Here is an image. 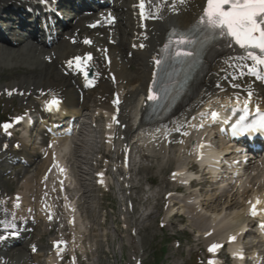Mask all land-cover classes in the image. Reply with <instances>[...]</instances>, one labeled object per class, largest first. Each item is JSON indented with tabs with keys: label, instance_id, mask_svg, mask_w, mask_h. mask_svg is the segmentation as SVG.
I'll return each mask as SVG.
<instances>
[{
	"label": "snow or ice",
	"instance_id": "obj_1",
	"mask_svg": "<svg viewBox=\"0 0 264 264\" xmlns=\"http://www.w3.org/2000/svg\"><path fill=\"white\" fill-rule=\"evenodd\" d=\"M154 0H139V9L141 19H154L157 18L150 10H146V5L152 4ZM166 2V0H165ZM180 4H184L187 0H178ZM175 10V6H173ZM173 37L175 39H173ZM222 40L224 46L232 48L234 45L238 46L242 50L241 54L235 56H227L223 63L229 68L236 67L241 69L243 67L248 68V74L255 76L257 79H264V0H206V6L202 9V14L199 15L195 23L190 27L187 33H177L173 31L168 43L164 45V56L161 58H153L158 68H163L169 59L175 60L180 63L188 61L191 67H195L200 62L201 53L205 51L208 45L213 41ZM85 44H90V40H85ZM143 47V45H140ZM91 54H87L86 57L76 56L74 57L75 66L80 71H83L85 77H87V63L91 61ZM250 61L248 64L246 62ZM70 66L72 61L69 62ZM226 71V69H221ZM243 73L241 72V75ZM238 76H234L233 79H238ZM115 79V78H113ZM91 83V82H89ZM155 83V81H153ZM219 87V85H217ZM233 88H240L239 84H232ZM253 91L247 92V98L243 102L242 108H232L231 115L221 118V113L217 110H211L208 112H202L199 115L204 117H210L213 122H222L224 125L230 127L231 135L233 137L253 135L255 133H264V111H261L257 106L255 109V116L252 119L249 117L252 115L249 111V103L253 97ZM148 101H158L160 94L154 92L152 88L148 89V95L146 98ZM236 101L239 103V96H236ZM60 101L53 97L48 102V109L51 111L53 108H58ZM120 100L117 95L113 100L114 105H119ZM224 111H228L226 105H221ZM118 111V108H117ZM239 111L241 114L238 119L231 122V117ZM21 118H17L19 120ZM113 121L119 123L116 116H113ZM195 119V118H194ZM11 125H4L5 131ZM195 127V126H193ZM200 128H204L205 125L202 122L199 125ZM179 131V129H176ZM188 132H184L183 135H188ZM183 143V140L179 141ZM201 149L205 147L204 144L199 146ZM203 152H201V158ZM63 171V169H61ZM174 176L177 173L173 174ZM18 199V198H17ZM249 215L251 217L264 216V200L256 198L255 202L248 201ZM0 227L5 230L15 229L16 224L14 221L0 220ZM264 228V224L261 225ZM12 235L18 233L13 231ZM3 235H0V240L4 239ZM236 236L229 237L230 241H235ZM59 248V245L57 244ZM221 247L220 244H213L208 249L209 252H215ZM33 246V251H35ZM242 258V257H241ZM209 264H215L213 261H209Z\"/></svg>",
	"mask_w": 264,
	"mask_h": 264
},
{
	"label": "bare ground",
	"instance_id": "obj_2",
	"mask_svg": "<svg viewBox=\"0 0 264 264\" xmlns=\"http://www.w3.org/2000/svg\"><path fill=\"white\" fill-rule=\"evenodd\" d=\"M132 5L134 6L135 4V0H131ZM190 2V5H189ZM130 3V0H129ZM187 5L184 9H182L179 12V15L177 16V18L175 20L172 19V17L168 16V12L170 13V11H173V6H175V9L177 8V5L179 4L178 0H160V3L158 5L152 6L149 10L156 15L157 18L154 19H146L144 21V28H140L142 27V23L137 22V20L134 18V13L137 10L138 12H140V9H136L135 8H131V3H130V7L127 8L128 13H129V17H130V40L133 38L132 40V49H138L140 48V45H143V47L141 48V50H139V52H133L131 50V47L129 46L130 44V40L128 43V47H127V54L126 56H124L123 58L126 59V61H130V59L134 58V64L136 63V70L134 71H126L125 70V66L126 64H128L129 62L124 63L123 58L118 59L117 55H115L112 51V55L107 52V55H109L107 58H101L100 55H103V53L100 50H97L95 47H91L90 50L92 48V52L94 53L95 57L99 58L98 61V69L99 71L95 73V76H99V74L102 75V78L98 79L97 81H94V85L97 86V88L100 90H106V91H110L112 90L110 83H114L113 81H115V83H117L118 81L124 80V82H126L125 84L129 85V88L131 89L130 92H127L125 95V107H129L132 105L133 100L135 99V97H139L142 93V91L145 89V82L148 81V74H150V63H152L154 61V57H155V53L159 50L162 41H163V35L165 30L169 27V26H181L183 28H187L189 27L192 23H194V21L197 19L199 13L201 12V9L203 8V3L204 0H187ZM103 48V47H102ZM101 48V49H102ZM224 60L222 61H218L215 65H213V67L211 68V70L208 73V77H207V81L208 84H210L213 80H215L220 73H222L223 71L221 69H226L228 66L225 65L223 63ZM94 63H91V65H93ZM4 65V64H2ZM147 69V70H145ZM217 76V77H215ZM115 78V79H113ZM93 79V78H92ZM95 79V78H94ZM85 83V82H83ZM207 84V85H208ZM253 86L249 85L248 89H252ZM211 86L204 92L200 93L198 95L197 99H204L205 96L209 95L210 92H213L211 90ZM104 93H107L104 91ZM108 95H110V93H108ZM103 96V94H102ZM107 96V95H106ZM212 96H215V93L212 94ZM102 99L104 98H99V101L102 102L103 104H106L105 101H102ZM126 109V108H125ZM127 110V109H126ZM121 113V112H120ZM123 114V113H122ZM187 111L182 113L179 116V119H183L186 117ZM193 114V113H192ZM124 115V114H123ZM187 116H191V112H188ZM124 118V117H123ZM185 119H183L180 122V126L184 127V128H189L188 124L186 122H184ZM131 127V126H130ZM128 126V130L130 131L129 133H134L139 132L140 134L143 135H147V138H150V131L147 129H141L138 128L137 130H134L133 128H130ZM141 127V126H140ZM188 129V130H189ZM192 140L195 141V137L192 136ZM207 139H199L196 140L198 143V147L197 146H193L194 150H196V157L198 158V163L203 165V164H208L210 165L209 167V173L215 175H218L220 172L215 168L216 166L218 167V162H219V158L220 156H218L220 152L215 151L214 149H212L211 147H209L208 145L205 144V147L203 149H201L199 146L203 143L206 142ZM164 142V141H163ZM83 144H87L86 142H82ZM174 149V148H173ZM177 152H179V149H174ZM175 152V151H174ZM177 152H175V154H177ZM201 152H203V156L201 158ZM184 155V154H183ZM180 162V161H179ZM179 167L182 168L183 171H185V173H187V169H193L192 165L188 166V164L186 165V163L184 162H180L179 163ZM216 169V170H215ZM230 169H232L233 171L235 170L234 167H230ZM185 173H179V176L185 181V184L187 185V183H189L192 180H196V182H194V185H190V187L188 189H190L192 186H195L199 189H201V186L204 184H201V181H199L198 177L196 176V178H194L190 173L185 174ZM235 173V171H234ZM257 174L256 171H253L251 173H249V176H253L255 177ZM257 179V178H256ZM254 183L256 184V181L253 179ZM212 182H214L212 184ZM218 182V181H217ZM211 185L214 186H218L219 184L216 183V180H212ZM220 186L223 185V181L220 182ZM258 188L262 187V190L264 191V184H260L257 183ZM240 186V185H239ZM187 189V191H189ZM237 189H240L235 187V191H237ZM190 194L192 195V193L190 192ZM239 196V195H238ZM230 202L228 207H230L231 210H234V208L236 209H241L243 206H236V199L237 197L235 196H230L229 197ZM254 198H256V196H254ZM235 202V203H233ZM246 209H242L240 212H236L234 213L233 216H230V218L226 219L223 222H228V226H223L222 224H218L215 228L212 229V232L209 233V236H217L214 231H216L219 227L225 229L224 231L227 232L228 234H232V233H236L238 231V229L240 230V228L242 227V225L247 222L248 219L244 218V211ZM217 218H219V215L217 216ZM216 218V219H217ZM205 219V218H204ZM197 220L199 221V218L197 216ZM202 220V219H201ZM206 220V219H205ZM209 230V229H208ZM202 241V239H201ZM262 258V257H261Z\"/></svg>",
	"mask_w": 264,
	"mask_h": 264
},
{
	"label": "rangeland",
	"instance_id": "obj_3",
	"mask_svg": "<svg viewBox=\"0 0 264 264\" xmlns=\"http://www.w3.org/2000/svg\"><path fill=\"white\" fill-rule=\"evenodd\" d=\"M92 148V146H88V149H90V148ZM104 264H112L111 262H109V261H105V263Z\"/></svg>",
	"mask_w": 264,
	"mask_h": 264
}]
</instances>
